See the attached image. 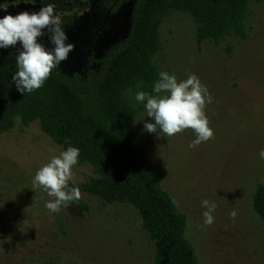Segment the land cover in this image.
Here are the masks:
<instances>
[{"label":"rangeland","instance_id":"1","mask_svg":"<svg viewBox=\"0 0 264 264\" xmlns=\"http://www.w3.org/2000/svg\"><path fill=\"white\" fill-rule=\"evenodd\" d=\"M96 1L66 31V43L75 47L56 67L63 74L100 67L126 36L130 4L109 14L99 12ZM195 27L184 12L166 17L155 63L169 68L178 81L195 74L207 87L212 102L205 112L213 138L192 148L191 129L171 137L159 128L157 134L149 133L144 123L152 119L146 110L131 138L185 215V236L198 264H264V224L252 207L255 188L264 184V159L259 157L264 148V0L251 1L244 36L199 44ZM40 42L53 47L47 36ZM18 50L21 45L10 55L17 56ZM60 151L38 120L21 126L17 119L12 128L0 131V264H152L153 241L130 204L106 203L81 191L79 200L58 213L45 207L54 198L42 188L33 189L32 179ZM72 171L74 183L93 174L85 163ZM204 199L216 204L211 225L204 224ZM233 210L235 218L229 215Z\"/></svg>","mask_w":264,"mask_h":264},{"label":"trees","instance_id":"2","mask_svg":"<svg viewBox=\"0 0 264 264\" xmlns=\"http://www.w3.org/2000/svg\"><path fill=\"white\" fill-rule=\"evenodd\" d=\"M6 0H0V4ZM24 1V0H22ZM54 5L67 31L80 12L95 0H27ZM252 0H97L98 11L115 14L130 4L131 16L124 39L106 55L100 67L87 66L81 74H63L54 68L44 85L22 94L12 76L17 71L13 48L0 59V131L19 120L26 126L38 120L40 128L62 150L79 149L78 163L88 164L93 174L80 183V191L106 203L133 206L142 227L153 241L152 264H198L185 236L186 217L179 211L145 155L133 142V125L145 111L135 100L138 91L152 94L162 69L155 57L162 50L160 27L176 11L188 14L194 23L196 41L217 42L227 36H244V24ZM262 1V0H253ZM252 207L264 224V184L254 190Z\"/></svg>","mask_w":264,"mask_h":264},{"label":"clouds","instance_id":"3","mask_svg":"<svg viewBox=\"0 0 264 264\" xmlns=\"http://www.w3.org/2000/svg\"><path fill=\"white\" fill-rule=\"evenodd\" d=\"M19 2L17 0L14 4ZM7 7L0 4L5 12ZM62 23V18L55 13L51 3L42 5L39 11L25 10L15 15L8 13L0 18V48L15 46L17 42L21 45L16 56L17 71L12 80L22 94L41 88L52 70L73 51L75 46L66 43L68 36ZM44 36L53 45L51 49L40 42ZM135 100L144 104L146 116L152 119V122L144 123V129L149 133L157 134L159 128L171 137L191 129L195 134V139L189 144L192 148L214 136L205 112L206 105L212 102V96L195 74L178 81L175 74L161 71L154 82L152 94L138 91ZM78 157L79 149L69 145L37 169L32 179V188H42L49 197L54 198L45 205L50 212L58 213L62 206L66 207L81 198L79 187H69ZM259 157L264 159V148L260 149ZM202 207L206 209L202 213L204 224L211 225L216 204L204 199ZM229 215L235 218L236 211L233 210Z\"/></svg>","mask_w":264,"mask_h":264},{"label":"water","instance_id":"4","mask_svg":"<svg viewBox=\"0 0 264 264\" xmlns=\"http://www.w3.org/2000/svg\"><path fill=\"white\" fill-rule=\"evenodd\" d=\"M43 4H39L37 2H31V1H20L18 4H8L7 7V12L4 11L3 8H0V18H2L4 15L11 13L13 15L18 14L21 11H39L40 7ZM46 6V5H45ZM55 13L58 15V13L55 11ZM16 46H20V43L17 42V45L15 46H9L8 48H0V53L4 52L5 50H8L10 48L16 47Z\"/></svg>","mask_w":264,"mask_h":264}]
</instances>
